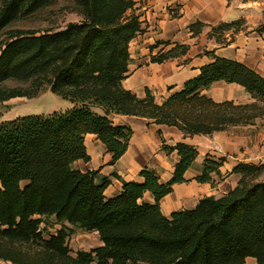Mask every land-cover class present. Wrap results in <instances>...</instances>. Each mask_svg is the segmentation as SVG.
<instances>
[{"label":"trees","instance_id":"16d2710c","mask_svg":"<svg viewBox=\"0 0 264 264\" xmlns=\"http://www.w3.org/2000/svg\"><path fill=\"white\" fill-rule=\"evenodd\" d=\"M50 0H4L0 30L27 7ZM83 20L65 29L16 32L0 49V117L3 102L15 97L32 98L49 85L57 96L74 107L47 116L18 117L0 123V260L13 264H264V178L262 166L238 163L237 185L225 195L206 196L191 209L169 217L160 201L186 182L185 173L199 152L185 142L162 143L167 153L177 151L179 160L172 177L162 183L155 170L144 167L142 181H123L122 192L105 195L110 180L97 183V171L73 167L89 161L88 134L97 136L112 154L111 164L127 151L133 130L115 125L111 114L143 117L148 124L176 127L185 136L211 135L232 126L251 125L264 116V77L243 62L212 54L213 61L200 74L155 101L147 89L143 98L123 86L130 63V42L142 31L139 16L128 15L133 0H75ZM238 22L213 28L221 35ZM203 24L191 25L193 34ZM222 32V33H221ZM181 48V49H180ZM180 54L185 47L179 46ZM178 49L151 59L177 56ZM8 82L27 83L12 87ZM216 82L237 84L254 102L215 100L204 93ZM170 87L169 89H171ZM101 108L98 113L95 108ZM161 135V132H159ZM223 159L206 156L199 183L212 182L221 174ZM151 193L154 202L142 201ZM42 217L55 218L60 229L45 239ZM75 228L96 231L101 245L70 255L69 237ZM40 244L33 252L22 243Z\"/></svg>","mask_w":264,"mask_h":264},{"label":"crops","instance_id":"0c3cea01","mask_svg":"<svg viewBox=\"0 0 264 264\" xmlns=\"http://www.w3.org/2000/svg\"><path fill=\"white\" fill-rule=\"evenodd\" d=\"M133 1L134 9L130 11L139 16L142 31L130 42L131 59L123 86L138 97H145L146 90L149 89L155 101H163L171 93L180 91L186 81L198 76L200 68L213 61L212 54L238 60L259 72L260 64L257 58L263 57V42L254 37V39L248 38L242 33H230V30L224 31L219 36L213 32V28L220 24H230L241 18L248 19L252 7L250 0ZM196 23H201L203 26L198 34H193L191 25ZM231 34H233L232 38ZM219 37L221 41L218 40ZM179 46L185 47L184 53L180 54ZM173 49H178L177 56L162 63L151 61L153 57ZM219 84L238 87L245 91L237 84L216 82L204 93L210 96V89ZM170 87L172 88L169 89ZM110 118L115 125H128L133 130L125 154L111 164L112 154L96 135L88 134L85 137V145L90 160H78L73 164L74 168L83 172L97 171V183H100L103 177L108 178L110 183L105 190L106 197L119 195L122 192L123 181H142L139 172L144 167L155 170L162 183L171 179L179 156L177 151L170 154L165 152L161 148L162 139L166 141L165 144L171 146L179 142L188 143L195 146L199 152L192 166L185 173L187 181L174 185L173 192L160 201L163 214L169 217L175 211L194 208L200 199L211 195V184L199 183L195 177L201 174L203 162L208 154L221 156L208 150L209 138L216 133L185 136L176 127L148 124V119L143 117L111 114ZM219 139L217 143L227 151L230 145L225 142L223 136ZM254 144L255 149L264 150L262 140L255 141ZM238 163L231 168L225 166L222 169L228 175ZM229 176L235 179L232 189L237 185L239 176L234 173ZM142 201L153 203L154 198L151 193H146ZM94 234L98 237L97 232ZM100 245L101 241L98 240L95 248Z\"/></svg>","mask_w":264,"mask_h":264},{"label":"rangeland","instance_id":"374dc122","mask_svg":"<svg viewBox=\"0 0 264 264\" xmlns=\"http://www.w3.org/2000/svg\"><path fill=\"white\" fill-rule=\"evenodd\" d=\"M4 0H0V8ZM251 11L248 19H240L238 23L233 25L229 30L230 33L238 34L242 33L248 38H255L260 40L264 44V0H250ZM75 0H50L45 1L44 5L36 6L34 9L27 7L21 11L12 22L0 30V49L4 48V42L10 38L13 33L16 32H34L37 36L45 32H55L65 29L69 23H79L83 20V15L76 10ZM133 14L132 11L127 13ZM227 31V30H226ZM222 33V32H221ZM233 34H231V38ZM253 38V39H254ZM221 41L220 37L218 39ZM223 42V41H222ZM264 48V47H263ZM258 64H260V74L264 75V49L263 57L257 58ZM8 86L12 87H27V83H14L8 82ZM209 95L215 100H233L236 103H251L255 100L252 99L249 93L238 87H232L228 85L219 84L210 89ZM141 98V97H140ZM264 106V103H260ZM74 107V104L69 100H65L56 94H54L49 85H43L37 96L28 97H15L11 98L1 105V117L2 121L13 120L18 117L32 116V115H50L55 112L63 113ZM98 113H103L101 108H95ZM224 133L214 134L209 138L208 150L211 153H218L221 156L216 157L213 155H207L216 161L223 159V166L225 168H231L235 163H250L256 166H262V170L259 172L258 179L264 178V150L254 148L255 141L262 140L264 144V116L254 120L251 125L244 126H232ZM223 136L225 142L230 146L227 147V151L222 149L217 143L220 137ZM227 137V138H226ZM244 139V140H243ZM166 142L162 139V143ZM241 142H243L241 145ZM232 144V145H231ZM246 144V145H244ZM162 148V146H161ZM237 165V164H236ZM235 165V166H236ZM204 166V162H203ZM221 167V174L217 175L212 173V190L211 195L215 197H221L225 195L229 189H231L235 179L229 178L232 171H223ZM234 168V167H233ZM232 168V170H233ZM228 171V170H227ZM240 179V175L237 174ZM40 224V230L45 239H48L51 234H55L60 229V225L55 222V218H44ZM96 231H83L75 228V232L68 239V246L70 255L75 257L79 251H89L97 246L99 236L94 234ZM22 248L26 251L33 252L41 249L40 244L33 242L22 243ZM254 259H247V263H254ZM0 264H13L10 262H4L0 260Z\"/></svg>","mask_w":264,"mask_h":264},{"label":"built area","instance_id":"2783aa9c","mask_svg":"<svg viewBox=\"0 0 264 264\" xmlns=\"http://www.w3.org/2000/svg\"><path fill=\"white\" fill-rule=\"evenodd\" d=\"M4 262H7V261H4ZM9 262V261H8ZM11 263V262H10Z\"/></svg>","mask_w":264,"mask_h":264}]
</instances>
